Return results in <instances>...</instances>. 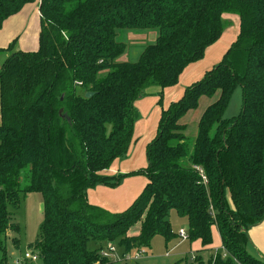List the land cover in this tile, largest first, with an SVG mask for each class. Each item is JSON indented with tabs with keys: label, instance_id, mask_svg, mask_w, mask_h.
<instances>
[{
	"label": "trees",
	"instance_id": "trees-1",
	"mask_svg": "<svg viewBox=\"0 0 264 264\" xmlns=\"http://www.w3.org/2000/svg\"><path fill=\"white\" fill-rule=\"evenodd\" d=\"M31 4L40 15L38 49L13 53L0 67V264L7 262L2 240L19 231L12 211L27 194L42 199L39 236L30 245L41 264H95L107 242L121 254L149 248L155 236L167 242L170 211L186 218L198 254L212 244V227L225 253L186 264H264L246 252L249 230L264 220V0H0V30ZM224 14L238 17L234 42L161 110L146 167L107 176L132 142L134 103L149 88L162 96L174 87L218 42ZM123 30L158 36L136 62H117L126 51L117 40ZM237 88L241 112L223 119ZM202 97L216 99L190 146L179 122ZM135 176L146 185L124 212L88 203V190ZM89 243L99 247L90 251Z\"/></svg>",
	"mask_w": 264,
	"mask_h": 264
},
{
	"label": "crops",
	"instance_id": "crops-1",
	"mask_svg": "<svg viewBox=\"0 0 264 264\" xmlns=\"http://www.w3.org/2000/svg\"><path fill=\"white\" fill-rule=\"evenodd\" d=\"M238 25H239V21H238ZM238 25H237L236 33L234 34L233 37L228 38L227 36L222 37L221 35L218 42L213 46L209 47L205 51L204 56L200 61L189 65L182 72L178 80V84L179 82H181V88L178 87L179 85L177 84L174 87L167 88L162 91L161 94L162 98L163 95H165L167 92L170 91L173 92V96H172L174 97L173 99L172 97L167 98L164 102L162 101V103H164L162 104V107L158 106L157 101L160 94L159 92L160 89L156 87H152L146 90L147 95L145 97L140 98L134 103V107L137 113L139 114V116L145 115L149 118L147 120L146 117V121H145L146 123L142 121L135 122L132 142L129 146L126 156L122 159H118L113 162L109 170L105 172L107 176L111 177L115 175H126L146 167V156H145L146 147L156 135L161 110L167 108L170 103L179 100L182 97L184 90L187 87L202 79V77L207 71L211 70L221 61L223 55L230 47V45L234 42L238 34ZM39 30H40V15L38 13V4L26 5L19 13L9 17L3 22L2 28L0 30V49L7 47L10 43H13L18 38L20 39L23 38L24 40L23 47H28V48H24L25 50L24 51L22 50L20 52L36 51L38 49ZM125 32H126L125 35H123L122 37L123 40L129 41L131 43H135L138 40H142L144 38L142 41L144 40L148 41L146 46L149 44H153L158 36V33L155 32L154 30L125 31ZM137 33H139L140 35H137ZM26 35H27V39H26ZM140 36L142 37L141 39H139ZM124 44L126 45V43ZM144 48H142V50L137 49L135 53V55L139 54L137 59L139 58ZM132 52L135 51L133 50ZM203 98L204 97L200 98V100H202ZM214 101L215 99L213 101H211L210 99V104H212ZM201 115L202 114H200V116ZM150 122L152 124L151 127L149 126ZM143 132H145V134L141 138V143L138 147V141H137L138 137L136 135H139ZM145 185H146V179L142 176L126 177L120 181L119 185L116 188L111 189L107 187L98 186L88 190L87 200L90 205L99 207L103 210H106L109 213L112 214L121 213L131 206L133 201L142 192ZM213 229L215 232L213 231ZM137 233L138 232H136L134 235H136ZM211 235H212V244L208 247V250L209 251L212 249L221 250L222 251L221 255L225 257V253L222 249L220 237L216 227L211 228ZM215 236L218 240V245L220 246L218 248L213 247V241L215 239ZM248 237L250 242L249 249L252 253L251 255L257 259L264 260V220L259 225L252 227L249 230ZM179 241L187 242V241H181L180 239ZM190 243L197 244L200 243V241H195ZM175 249L176 248L173 247V250ZM201 249L202 246L200 243V247H196L194 251L191 250V252L186 256H184L183 254H176L175 255L176 258L174 259L173 264H186L193 262L194 257L200 255L198 254V252L201 251ZM170 253L171 250L167 251L165 257L162 259H153L152 257L149 258V256H145L141 260L134 261V264H166V262H163L162 260L171 257ZM211 256L212 255H209L208 258L206 259L208 260Z\"/></svg>",
	"mask_w": 264,
	"mask_h": 264
},
{
	"label": "rangeland",
	"instance_id": "rangeland-1",
	"mask_svg": "<svg viewBox=\"0 0 264 264\" xmlns=\"http://www.w3.org/2000/svg\"><path fill=\"white\" fill-rule=\"evenodd\" d=\"M223 21L225 22V27L222 32V37L227 36L228 38L233 37L234 34L236 33L237 30V25H238V18L235 15L231 14H224L223 15ZM157 32V30H154ZM125 31H119L117 34V39L120 42L126 43V51L117 59V62H134L137 60L138 55H135L137 49L142 50L144 46H146L147 42L146 40H138L135 43H131L129 41L123 40V35H125ZM131 33V32H129ZM135 35V34H134ZM137 35H140L137 33ZM29 37V36H28ZM142 37L140 36L139 39ZM27 39V35H26ZM12 40V39H11ZM14 40V39H13ZM23 38L20 39L18 38L16 41L13 42V46L11 48V51L8 52H0V67L3 63V61L10 56L13 53L24 51V48L28 47H23ZM135 45V46H134ZM144 45V46H143ZM134 46V47H133ZM135 52H132V51ZM178 84V83H177ZM176 84V85H177ZM175 85V86H176ZM181 88V82L178 84ZM184 86V85H182ZM172 91V90H171ZM160 92V90H159ZM173 96V92H167L165 95L158 97L157 105L162 107V101L164 102L167 98H170ZM174 97H172L173 99ZM216 99L214 97L213 99L211 98V101ZM210 104V99L208 98H203L199 102V107L196 111H191L186 114V116L181 119L179 122L182 125L186 126V130L184 132L185 138L187 143L192 146L194 143V140L196 138L197 134V123L198 119L200 117V114L205 110L206 106ZM165 108V107H164ZM242 108V93H241V88H237L235 92L232 95V98L230 100V103L223 115V119H231L233 117H236L240 112ZM150 116V115H149ZM146 117L145 115L139 116L138 114V119L137 121H142L146 123ZM149 117H147L148 120ZM149 126L151 127L152 124L150 122ZM135 134V133H134ZM145 132L136 135L138 137V147L141 143V138L144 136ZM186 161H183V164H185ZM141 177V176H140ZM12 223L17 224L19 226V231L18 233H13L11 231L7 232V238H4L1 243V247H3V251H5L6 255V264H14V260H19L25 252H32L33 254H37L34 249L30 247V245L33 244V242L38 239L39 236V227L42 222V200L41 196L38 194H27L24 196L23 199H21L20 207L17 210L12 211ZM168 221L170 223V229H171V238L169 241L166 242V240L161 237V236H155L151 242L149 248L142 249L143 254L142 258L145 256H149V258L153 259H162L165 257V254L167 251L171 250V257L166 258L162 260L163 262H166V264H173L174 259L176 258V254H183L184 256L188 255L191 250L194 251L196 247H200V243L197 244H191L189 241L187 242H180L179 239L177 238V234L179 233L180 230H183L187 232L186 227H187V220L185 217H181L178 214L175 213V211H170L169 216H168ZM137 227L134 228L133 230L130 231L129 235L134 236V234L137 232ZM214 231V229H213ZM215 232V231H214ZM14 240V242H13ZM108 243V242H107ZM105 243L104 246L107 244ZM115 247L116 253L114 254V259L117 262H114V264H134V261L130 262H122L120 259L122 249L118 246L117 243H112ZM99 245H95L94 243H89L88 249L90 251L95 250ZM173 247L176 249L173 250ZM213 247H220L218 245V240L215 236V239L213 241ZM247 247V252L249 255H251V251L249 249L250 243L248 244ZM135 251H131L129 253L130 257H133ZM173 254V255H172ZM216 254H222L221 250H208L205 253L202 254L203 260L206 262V258H208L209 255L215 256ZM2 255L3 252L0 250V262L2 260ZM252 256V255H251ZM141 258V259H142ZM140 259V260H141ZM120 260V261H119ZM162 263V262H161ZM33 264H41V261H37L36 263Z\"/></svg>",
	"mask_w": 264,
	"mask_h": 264
},
{
	"label": "built area",
	"instance_id": "built-area-1",
	"mask_svg": "<svg viewBox=\"0 0 264 264\" xmlns=\"http://www.w3.org/2000/svg\"><path fill=\"white\" fill-rule=\"evenodd\" d=\"M177 236L181 241H188L187 232L183 230H180ZM115 253H116V250H115L114 245L112 243H107L105 246H103L99 250V257L103 261L114 263V262H117L116 260H118V259H114L113 257ZM143 254L145 253L142 252V249L139 251H135L133 257H130L129 253L121 254L120 260L125 263L130 262V261H138L142 258ZM39 260H40V256L38 253L33 254L32 252H25L19 260L16 259L14 260L13 263L14 264H33ZM101 260L99 262H96L95 264H106V263H102Z\"/></svg>",
	"mask_w": 264,
	"mask_h": 264
},
{
	"label": "water",
	"instance_id": "water-1",
	"mask_svg": "<svg viewBox=\"0 0 264 264\" xmlns=\"http://www.w3.org/2000/svg\"><path fill=\"white\" fill-rule=\"evenodd\" d=\"M91 96H92L91 93H88V94L85 95L86 98H90Z\"/></svg>",
	"mask_w": 264,
	"mask_h": 264
}]
</instances>
